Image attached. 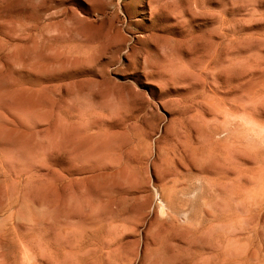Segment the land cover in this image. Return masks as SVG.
Here are the masks:
<instances>
[{
    "label": "rangeland",
    "instance_id": "374dc122",
    "mask_svg": "<svg viewBox=\"0 0 264 264\" xmlns=\"http://www.w3.org/2000/svg\"><path fill=\"white\" fill-rule=\"evenodd\" d=\"M0 264H264V0H0Z\"/></svg>",
    "mask_w": 264,
    "mask_h": 264
}]
</instances>
